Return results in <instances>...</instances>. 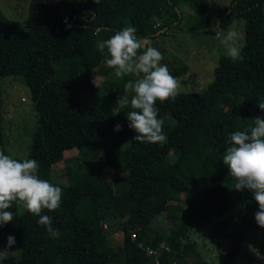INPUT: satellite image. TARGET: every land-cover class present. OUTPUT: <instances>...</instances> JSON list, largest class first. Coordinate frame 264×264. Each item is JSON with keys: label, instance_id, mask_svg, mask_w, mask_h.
I'll list each match as a JSON object with an SVG mask.
<instances>
[{"label": "trees", "instance_id": "1", "mask_svg": "<svg viewBox=\"0 0 264 264\" xmlns=\"http://www.w3.org/2000/svg\"><path fill=\"white\" fill-rule=\"evenodd\" d=\"M28 2L23 25L0 11V77L20 76L30 90L38 126L25 159L36 160L38 177L62 189L60 208L41 213L52 217L60 237L51 238L40 217L14 203L8 209L13 221L0 227V235L16 238L18 259L7 264H184L193 248L180 237L192 229L207 231L214 246L229 243L222 264H238L251 232L264 228L255 220L259 205L253 194L235 190L223 155L233 132L250 129L254 118L264 116L258 107L264 101V0H231L220 18L222 28L243 21L242 59L221 56L204 92L156 102L167 131L160 144L133 140L137 133L126 118L130 103L116 111L118 106L108 107L120 97L130 101L125 85L138 77L117 78L97 42L129 25L138 39L164 36L181 23L189 25L188 33L206 30L207 0ZM156 6L164 12L155 16ZM61 61L75 64L58 76ZM169 71L178 77L185 69ZM1 125L0 99V151L7 155ZM70 151L76 156L65 158ZM59 162L64 183L52 178ZM178 196L186 211L173 231L160 234L154 222ZM256 254L264 258V238Z\"/></svg>", "mask_w": 264, "mask_h": 264}, {"label": "clouds", "instance_id": "2", "mask_svg": "<svg viewBox=\"0 0 264 264\" xmlns=\"http://www.w3.org/2000/svg\"><path fill=\"white\" fill-rule=\"evenodd\" d=\"M100 4L101 0H93ZM67 29H71L67 18ZM135 27L129 25L116 32L111 38L97 42V49L103 55L105 50L110 58L106 60L108 67L114 69L117 78L128 75L138 77L134 82L128 81L126 92L134 93L131 100L125 96L117 100L116 111L130 103L131 108L126 118L129 128L137 135L133 140L140 143L160 144L167 137L163 130L164 121L158 119L159 101H175L179 95L180 84L166 65L163 55L155 47H147L142 54L139 50L144 44L137 39ZM215 38L227 49L233 60L242 59L241 49L246 45L240 34L229 28L226 34L216 32ZM94 79V84H96ZM264 111V101L258 103ZM254 126L248 130L233 132L228 140L223 155V163L228 167L230 176L236 181L235 190H249L259 205L255 220L260 228H264V116L253 119ZM115 131L122 130V125H115ZM39 164L34 159L17 160L0 151V227L13 221V213L8 211L14 203L23 207L32 215L40 217L38 223L44 226L53 239L60 237V231L53 226L52 217L41 215L46 209L49 212L58 210L62 202V189L37 175ZM16 243L15 236L9 235L7 247L0 248V257L12 251Z\"/></svg>", "mask_w": 264, "mask_h": 264}, {"label": "rangeland", "instance_id": "3", "mask_svg": "<svg viewBox=\"0 0 264 264\" xmlns=\"http://www.w3.org/2000/svg\"><path fill=\"white\" fill-rule=\"evenodd\" d=\"M231 0H207L209 8L210 27L200 32L188 33L189 25L181 23L179 29L170 33L158 35L147 42L143 48L155 47L163 55L161 63L168 69H185V72L175 77L180 89L179 93H202L213 81L214 69L221 56H229L227 49L215 38L216 32L226 34L231 28L240 34L244 43L243 21L235 20L228 26H220V18ZM28 0H0V11L10 20L24 24L28 14ZM187 13H191L192 5L185 6ZM155 16L162 14L164 10L160 6L154 7ZM120 25L119 20L116 21ZM155 29V27H153ZM75 62H58L56 72L63 76L65 71L73 67ZM133 77L137 78L133 75ZM99 81V79H96ZM99 84V83H98ZM134 93L129 91L128 96L132 98ZM0 99L3 142L7 155L23 161L31 145L32 135L38 126V112L31 100L30 90L20 76L0 77ZM117 100L108 103L109 108L117 107ZM166 134V128L163 127ZM76 156V151L65 154V158ZM52 178L54 182L64 183V163L59 162L52 167ZM107 177L115 184L118 183L111 170H107ZM185 200L178 196L169 202V209L156 218L154 229L160 234H169L180 221L181 214L186 211ZM176 207H181L182 212ZM170 218V219H168ZM107 235L112 230H107ZM205 232H195L193 229L182 234L181 241L184 246L191 245V252L184 259V264H222L228 250L229 243L223 242L214 246L207 239ZM264 238L261 230H253L250 238L245 242L244 248L236 259L238 264L254 263L261 264L264 258L256 254L257 248ZM135 239V238H134ZM7 247V237L0 235V248ZM18 259V253L13 246L6 256L0 257V264H7ZM183 264V263H182Z\"/></svg>", "mask_w": 264, "mask_h": 264}, {"label": "built area", "instance_id": "4", "mask_svg": "<svg viewBox=\"0 0 264 264\" xmlns=\"http://www.w3.org/2000/svg\"><path fill=\"white\" fill-rule=\"evenodd\" d=\"M138 39V38H137ZM138 40H140L144 45L147 43V42H150L151 39H148V38H139Z\"/></svg>", "mask_w": 264, "mask_h": 264}]
</instances>
